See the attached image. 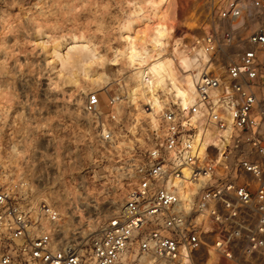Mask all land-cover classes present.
<instances>
[{
    "label": "built area",
    "instance_id": "obj_1",
    "mask_svg": "<svg viewBox=\"0 0 264 264\" xmlns=\"http://www.w3.org/2000/svg\"><path fill=\"white\" fill-rule=\"evenodd\" d=\"M217 19L211 40L236 49L235 58L220 60L217 75L204 76L198 89L202 101L206 88L218 89L232 108L222 163L212 168L189 155L197 128L170 101L124 201L87 243L66 239L54 207L30 203L23 177H0V264H203L211 247L216 264H264V0H222ZM119 102V95L107 101L111 119ZM101 107L98 92L89 93L83 111L101 117ZM217 125L225 128L223 120ZM184 165L194 168L192 181L204 178L187 206L172 182Z\"/></svg>",
    "mask_w": 264,
    "mask_h": 264
},
{
    "label": "rangeland",
    "instance_id": "obj_2",
    "mask_svg": "<svg viewBox=\"0 0 264 264\" xmlns=\"http://www.w3.org/2000/svg\"><path fill=\"white\" fill-rule=\"evenodd\" d=\"M221 1L164 0L152 9L147 0H0V177H23L30 203L58 210L61 231L71 243L99 234L156 137L158 120L144 111L129 73L121 63H109L123 46L121 26L131 21V28L141 30L139 11L151 18L149 28L163 19L177 29L197 28L209 18L214 26ZM38 37L50 46L59 43L69 72L76 71L78 50L87 42L95 50L88 76L103 74L107 80L99 86L82 78L68 83L60 59L46 56ZM235 54L214 43V75ZM92 92L99 94L101 117L83 111ZM113 95L120 102L111 119L106 104Z\"/></svg>",
    "mask_w": 264,
    "mask_h": 264
},
{
    "label": "bare ground",
    "instance_id": "obj_3",
    "mask_svg": "<svg viewBox=\"0 0 264 264\" xmlns=\"http://www.w3.org/2000/svg\"><path fill=\"white\" fill-rule=\"evenodd\" d=\"M163 2L164 0H147V5L157 9ZM138 15L140 17L137 20L144 27L135 30L131 28V21L121 26L119 34L123 46L113 52L109 60L110 65H123L135 83L136 96L143 105L149 106L150 112L145 109L144 111L152 120L159 121L163 109L170 101L176 103L183 123L189 122L197 128L190 141L189 155L196 156L200 163H209L212 168L217 167L222 163V152L233 131L232 108L228 107L226 99H220L218 89L206 88V101H202L198 89L203 86V77L210 73L215 74L217 69L211 61L214 49L211 29L214 20L208 17L209 19L202 21L197 28L177 29L173 23L163 19L155 27L149 28L151 18L140 11ZM239 24L236 22L232 26ZM37 40L46 56L60 59L58 42L50 46L46 40L39 37ZM78 52L79 58L77 56V63L74 64L75 72L66 70L69 57L60 59V70L69 73L68 83L77 84L82 78L88 79L92 86L104 84L107 79L103 74L88 76V69L95 59V50H90L85 42ZM261 57H264V50L261 51ZM193 106L195 112L191 113L190 108ZM218 119L225 122L224 129L218 127ZM211 147L218 149L214 158L208 156ZM180 171L182 178H174L172 182L180 186L181 199L187 206L191 194L201 186L204 178L192 181L194 168L190 165H184ZM209 249L212 250L208 254ZM217 261L215 249L207 248V258L203 264H216ZM185 263L186 260L182 264Z\"/></svg>",
    "mask_w": 264,
    "mask_h": 264
}]
</instances>
